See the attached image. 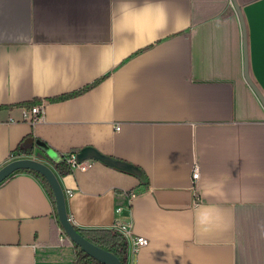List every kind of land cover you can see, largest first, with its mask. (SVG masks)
Returning <instances> with one entry per match:
<instances>
[{"label": "crops", "instance_id": "obj_1", "mask_svg": "<svg viewBox=\"0 0 264 264\" xmlns=\"http://www.w3.org/2000/svg\"><path fill=\"white\" fill-rule=\"evenodd\" d=\"M236 2L245 34L233 0H0V168L54 164L39 141L92 147L147 180L94 159L56 170L68 213L79 228L147 237L131 264H264V104L244 49L264 96V0ZM42 101L40 119H24L21 105ZM29 136L34 154L15 153ZM199 205L226 210L231 227L199 231ZM60 226L35 172L0 183V264H75Z\"/></svg>", "mask_w": 264, "mask_h": 264}, {"label": "water", "instance_id": "obj_2", "mask_svg": "<svg viewBox=\"0 0 264 264\" xmlns=\"http://www.w3.org/2000/svg\"><path fill=\"white\" fill-rule=\"evenodd\" d=\"M233 2L240 16L243 25V32L245 34L244 22L239 6L236 0H233ZM244 49H245L246 79L264 104V96L257 88V86L253 83V81L250 79L248 74V63H247L245 41H244ZM37 145L45 149L50 155L54 153L51 148H49L45 143L41 141H39ZM89 159L98 160L111 167H115L120 170L129 172L131 174L138 176L140 179H143L144 177V174L141 171V169H139V167L127 163L125 161L115 159L111 156L102 154L101 152L97 151L92 147H86L77 154L78 163H82ZM22 170L34 171L40 174L41 176H43L45 180L48 182L55 197L56 212L59 223L74 244L80 246L88 255H90L92 258L96 259L97 261L103 264H122L120 258L117 255L88 240L85 236H83L80 233V231L78 230L79 227L73 224L67 209V200H66L65 191L61 186L56 171L49 164L34 157H22L15 159L0 168V183L6 180L12 174Z\"/></svg>", "mask_w": 264, "mask_h": 264}, {"label": "trees", "instance_id": "obj_3", "mask_svg": "<svg viewBox=\"0 0 264 264\" xmlns=\"http://www.w3.org/2000/svg\"><path fill=\"white\" fill-rule=\"evenodd\" d=\"M78 94V92L64 95L60 98H69L71 96H74ZM36 104L33 103V105ZM32 136L26 137L21 140V142L18 144L17 148L15 149V153L18 155H33L34 149H35V143H33V139H31ZM40 147V146H39ZM42 148V147H40ZM43 149V148H42ZM52 159L54 162L55 168L57 172L60 175H66L73 171L72 166L68 163V159L70 157V153H59L55 150H53L54 154L56 156L50 155L45 149H43ZM81 150H74L71 153L78 154ZM30 171V170H26ZM34 172V171H30ZM36 173V172H35ZM44 182L45 186L47 187L50 196L54 202L55 208V197L53 194V191L51 187L49 186L48 182L45 180L43 176L36 173ZM144 174V173H143ZM143 180H147L145 175L143 177ZM57 217V212H56ZM58 218V217H57ZM58 220V219H57ZM80 233L85 236L88 240L95 243L96 245L114 253L117 255L122 264H126L127 260V253H128V243L124 235L116 230L115 228H98V229H83L78 228ZM76 249V261L75 264H103L96 259L92 258L90 255H88L80 246L74 244Z\"/></svg>", "mask_w": 264, "mask_h": 264}, {"label": "built area", "instance_id": "obj_4", "mask_svg": "<svg viewBox=\"0 0 264 264\" xmlns=\"http://www.w3.org/2000/svg\"><path fill=\"white\" fill-rule=\"evenodd\" d=\"M44 105L45 102L42 101L41 103L34 104L31 106L28 105H21L22 111L24 113V119L28 121H37L40 119V117L43 115L44 111ZM9 108V107H8ZM9 110V109H8ZM13 121L15 120L12 116L8 117V121ZM119 128V127H117ZM68 163L72 166V169H77V168H85V162L78 163L77 162V154L75 153H70V157L68 159ZM200 176V168L197 162H195L193 166V172H192V179H193V191H194V197H195V202H198L199 200V193H198V188H197V181ZM72 192L68 191L67 195H71ZM129 197L133 199L136 197L139 192L135 190L129 191ZM58 219V218H57ZM59 222V220H58ZM116 230L121 232L124 237L127 240L128 243V253H127V261L126 264H131V256L136 253L139 249L142 247L148 245L149 239L143 235H137L133 232L132 228L130 225H125V224H116L113 226ZM59 231L61 234V240L64 241L65 239L69 240L72 242V240L69 238V236L65 233L64 229L62 226L59 227Z\"/></svg>", "mask_w": 264, "mask_h": 264}, {"label": "clouds", "instance_id": "obj_5", "mask_svg": "<svg viewBox=\"0 0 264 264\" xmlns=\"http://www.w3.org/2000/svg\"><path fill=\"white\" fill-rule=\"evenodd\" d=\"M226 210L215 208L208 205H199L194 210V220L197 229L202 232H210L222 227H231L225 225ZM258 238L264 239V221H259L256 225Z\"/></svg>", "mask_w": 264, "mask_h": 264}, {"label": "rangeland", "instance_id": "obj_6", "mask_svg": "<svg viewBox=\"0 0 264 264\" xmlns=\"http://www.w3.org/2000/svg\"><path fill=\"white\" fill-rule=\"evenodd\" d=\"M46 161H47L46 163L49 164L56 171L54 164L48 160H46Z\"/></svg>", "mask_w": 264, "mask_h": 264}]
</instances>
